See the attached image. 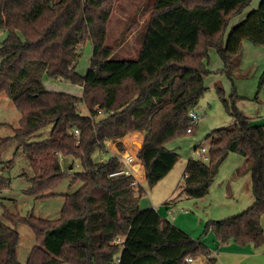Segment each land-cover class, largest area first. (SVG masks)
I'll list each match as a JSON object with an SVG mask.
<instances>
[{
  "label": "trees",
  "instance_id": "obj_1",
  "mask_svg": "<svg viewBox=\"0 0 264 264\" xmlns=\"http://www.w3.org/2000/svg\"><path fill=\"white\" fill-rule=\"evenodd\" d=\"M252 1L155 0L138 55L114 59L124 40L122 36L116 44H107L117 0H0V29L8 32L0 43V96L6 93L21 112L15 133L0 141V161L18 143L32 168L23 173L31 183L26 193L38 197L52 195L65 177L62 157H72V166L76 161L82 168L74 177L82 185L66 195L58 219L5 214L14 226L0 221V264H22L15 227L19 222L35 234L26 264H190L185 257L200 255L209 257L208 264H217L201 240L156 209L140 207L136 194L144 189L131 185L135 175L125 172L122 155L108 149V141L140 133L135 162L151 186L163 179L180 158L167 143L195 132H187L190 111L209 88L211 49L233 81L229 97L220 84L217 87L235 126L208 135L210 159L188 160L180 194L206 196L226 155H243L249 161L255 202L237 215L210 220L206 231L211 229L221 244L264 243V123L253 124L238 107L234 82L243 71L238 64L244 41L264 45V0L229 28ZM87 41L92 57L80 75L77 65ZM44 76L80 85L83 93L47 89ZM263 84L264 74L259 91ZM50 126L48 138L34 140ZM96 153L111 155L96 161ZM244 167L237 174H243ZM8 187L9 178L0 175V194ZM118 238L123 242H115Z\"/></svg>",
  "mask_w": 264,
  "mask_h": 264
},
{
  "label": "rangeland",
  "instance_id": "obj_2",
  "mask_svg": "<svg viewBox=\"0 0 264 264\" xmlns=\"http://www.w3.org/2000/svg\"><path fill=\"white\" fill-rule=\"evenodd\" d=\"M260 1L253 0L241 14L234 18L229 28L240 23V20L258 6L253 7V5L255 3L259 4ZM154 4L155 0H117L116 7L110 18L107 44H116L122 36H124V40L121 43L122 45L116 48L112 58L124 59L138 55V51L146 36L149 15ZM241 17L243 18L239 20ZM130 23L131 28L128 29V24ZM7 34L6 29H0V43L6 38ZM92 51V43L91 41H87L83 46L77 65V71L80 75L86 73L90 65ZM208 64L209 68L213 71L212 75L207 78L209 88H207L196 107L199 113H205V117L200 119L193 127L195 128L194 133L177 137L167 143V147L177 151L180 158L163 179L151 186L140 170L135 173V178H137L140 186L144 189V193L141 195L137 193L136 195L141 208L150 206L160 208V211L164 212L162 213L164 218L175 222L181 229L185 230L192 237L201 240V242L204 240L205 243H203L208 247L209 252L214 253L217 258V264H237L235 260L238 258L233 259L229 255L217 257L216 253L219 251L218 248L221 243L217 240L211 229L206 231V224L210 220H222L237 215L242 212L244 206L252 203L253 199L251 197L254 194L252 191L251 174L247 173L241 177L237 174V170L243 167L244 164L245 166L246 164L249 165V161L237 152H229L226 160H224L220 167V171L217 172L218 174L212 183L210 192L206 196L194 198L184 193L180 194L182 188L179 185L183 183L186 164L189 159L198 158L196 151L198 148L209 146L210 138L208 135L219 127L234 128L235 126V120L228 112L217 87L220 84L226 88L225 83L230 78L223 71L224 62L216 49L210 50ZM43 82L47 89L50 90L68 92L77 96H81L83 93L80 85L64 79H53L44 76ZM224 93V96L229 97L231 92L227 93L224 89ZM82 112L84 114L88 113L83 106ZM20 119L21 112L14 101L6 93L1 94L0 141L2 138L12 136L15 133ZM50 135L51 126L43 130L41 135L35 137L34 140H43ZM141 139L142 135L140 133L133 132L119 142L108 141V149L110 152L115 151L120 155L125 153L136 155L139 147L138 142H141ZM110 155L107 153L100 156L99 153H96L94 156L96 161H104ZM74 163L75 165L72 166V157H62V166L66 175L51 191L52 195L48 197L30 195L26 191L31 183L23 174L25 172H32L29 158L22 148L19 147L18 143L11 146L4 153L2 161H0V175L9 178L10 182V187L2 190L0 194V221L14 226L13 222L6 217L5 214L7 212L16 215L20 214L25 217L34 214L40 218L58 219L61 216L66 195L76 192L82 185L80 180L74 178L75 174L80 172L82 168L76 161ZM243 169L246 170V167ZM172 193L174 195H171ZM170 203L171 206L168 208V204ZM261 222L264 228V215ZM15 227L19 232L18 257L22 264H26L35 245V234L26 223L19 222ZM232 243L235 244V242ZM223 245L225 247L226 244ZM237 245L239 246L240 244ZM240 246L242 247L243 245ZM252 247L261 251L264 257V243L260 247L253 245ZM203 257L204 255H200L191 264H202ZM245 262H247L246 259L240 264H246ZM59 264L68 263L61 261Z\"/></svg>",
  "mask_w": 264,
  "mask_h": 264
},
{
  "label": "crops",
  "instance_id": "obj_3",
  "mask_svg": "<svg viewBox=\"0 0 264 264\" xmlns=\"http://www.w3.org/2000/svg\"><path fill=\"white\" fill-rule=\"evenodd\" d=\"M257 5H259V4L255 3L253 5V7H256ZM243 17L239 18V20L242 19ZM234 18L231 20V23L233 22ZM242 20H240V21H242ZM231 23H230V25H231ZM238 65L243 71H242V74H237L234 76V82L237 85L238 93L240 96V98L237 100V105L242 111H244L250 117L253 124L262 125L264 123V85L262 86V88L259 91L258 90V83H259L261 75L264 73L263 72L264 71V45L258 46V45L253 44L249 40H245L244 44H243V53H242V56L240 58ZM206 84H207V79H206ZM225 85H226V88H224V87L223 88L225 89V91L227 93L228 92L230 93L232 91L233 81L229 79V81H227L225 83ZM257 94H258V99H256ZM227 155H226L224 160H226ZM221 165H220V167H221ZM136 166H137L136 167L137 170L138 171L140 170L141 173L144 174V170H143L141 164L138 163ZM244 166H245V164H244ZM220 167H219L218 172L220 171ZM245 167H248V165L246 164ZM247 173L251 174L249 169H246L245 173L241 174L239 177H241L242 175L247 174ZM135 176H136V174H135ZM175 193H176V191H175ZM171 195H174V193H172ZM252 196H253V197H251V199H253V201L251 200L252 203L248 204V206H244L242 212L244 210H246L247 208H249L255 202V197H254V195H252ZM169 206H171V203L168 204V208H170ZM145 208H154L161 215H163L162 213H164V212L160 211V208H156L155 206L154 207L150 206V207H145ZM173 219H176V218H173ZM203 242H204V240H203ZM233 244L234 243H232V242L226 243L225 247H223L224 246L223 244H220V246L218 248L219 251L216 253L217 257L218 256H223V257L225 256L226 257L229 255V256H232L233 259L238 258L237 260H235V261H237V264L242 263L243 260H245V259L247 261V262H245L246 264H264V262H263L264 257L262 255L261 251H258V249H255L254 247H252V245L248 244L245 247H243V246L241 247L240 245L238 246L236 243L234 245ZM209 256L216 258L214 253H212V252L209 253ZM196 259H197V257L194 259L193 262H195ZM208 259H209L208 256L207 257L204 256L202 264H208Z\"/></svg>",
  "mask_w": 264,
  "mask_h": 264
},
{
  "label": "built area",
  "instance_id": "obj_4",
  "mask_svg": "<svg viewBox=\"0 0 264 264\" xmlns=\"http://www.w3.org/2000/svg\"><path fill=\"white\" fill-rule=\"evenodd\" d=\"M190 116H191V122H190L188 129H187V132H189V133L193 131V127L199 122V120L202 119L203 117H205V113H203V112L199 113L196 109H194V110L190 111ZM76 133H79V130H76ZM196 151L198 154V158H201L205 161H208L210 159L208 147H200ZM135 156L136 155H134L133 153H125L122 155V158H123V160L127 166V169L125 170V172L128 174L135 175L134 173L138 172V170L136 168V165L138 163L135 162ZM131 185L134 187H139L140 182L137 180V178H135L131 182ZM115 242H123V239L118 238L115 240ZM185 261L192 263L194 261V258L192 256H187V257H185Z\"/></svg>",
  "mask_w": 264,
  "mask_h": 264
},
{
  "label": "water",
  "instance_id": "obj_5",
  "mask_svg": "<svg viewBox=\"0 0 264 264\" xmlns=\"http://www.w3.org/2000/svg\"><path fill=\"white\" fill-rule=\"evenodd\" d=\"M138 146H139V147L141 146V142H138Z\"/></svg>",
  "mask_w": 264,
  "mask_h": 264
}]
</instances>
